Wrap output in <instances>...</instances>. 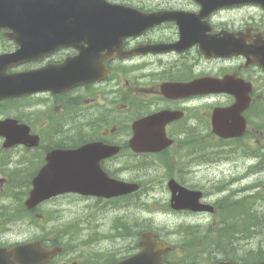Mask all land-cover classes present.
Masks as SVG:
<instances>
[{
    "label": "flooded vegetation",
    "instance_id": "obj_1",
    "mask_svg": "<svg viewBox=\"0 0 264 264\" xmlns=\"http://www.w3.org/2000/svg\"><path fill=\"white\" fill-rule=\"evenodd\" d=\"M84 1L89 4L82 9H106L102 0ZM105 1L164 15L152 21V27L134 30L113 45L104 47L84 37L57 47L47 44L40 58L22 60L18 66L7 64L6 59H18L17 51L22 50V45L10 37L11 28H0V55L5 58L0 59L5 66L0 69V83L4 75L6 84L8 75H14L10 95L0 97V120L11 119V125H31L34 133L38 132L33 126L39 128L43 120L55 124L47 144L50 149H75L88 144L107 147L100 166L111 178H121L119 174L132 167L125 165L128 161L156 157L166 168L164 175L129 179L140 184L143 193L139 199L143 201L150 199L154 183L160 185L167 180L170 202L169 181L175 178V167L184 166V173H197L199 166L205 165L223 174V181L215 180L213 187L215 191L220 189L225 202L242 204L243 209L225 206L227 215H247L245 206L249 203L252 210H258L256 205L264 202V5L254 0ZM132 23L135 22H129ZM82 54L86 59L83 64L94 65L104 59L107 75L74 86H55L60 91H39L28 81L29 71L60 66ZM237 103L240 109L233 108ZM164 113L169 119L162 124ZM215 116L218 121L226 118V125L216 127ZM147 117H153L148 124ZM162 130L170 145L154 152L135 149L141 146L138 138L161 137ZM4 141L0 137V156L8 154ZM113 147L118 151L112 153ZM85 152L81 156L83 167L97 157L94 152ZM133 168L142 172L149 166L143 163ZM181 184L187 186L186 182ZM203 191V201L215 206L214 213H178L211 217L218 213L221 199ZM107 193L76 195L96 203L119 202L120 197ZM128 227L127 238L134 237ZM114 231L119 237L116 226ZM178 247L163 255L164 264H183L177 256ZM124 249H128L127 253L117 254L110 264L142 251L135 241Z\"/></svg>",
    "mask_w": 264,
    "mask_h": 264
},
{
    "label": "water",
    "instance_id": "obj_2",
    "mask_svg": "<svg viewBox=\"0 0 264 264\" xmlns=\"http://www.w3.org/2000/svg\"><path fill=\"white\" fill-rule=\"evenodd\" d=\"M87 4L89 3L84 0H0V27L7 25L13 28L17 39L30 53L32 59L40 57L44 45H66L81 37L98 42H117L122 29L125 28L122 27L123 17L131 13L127 12L122 16L120 13L125 12L119 11L114 14L122 17H109L103 13L98 14V10L82 9L81 6ZM131 18L135 19V16ZM85 60L82 54L66 61L63 65L31 72L28 74L30 75L28 81L36 85V90H47L58 88L55 86L59 85H73L97 78V64L94 65L93 70V65L83 64ZM7 62L13 63L10 60ZM2 86L5 87L0 88V95H10V83L6 85L5 82ZM0 129H8L13 135L16 132V127L8 122H0ZM148 142L150 147L147 150H159L165 145L160 136L151 138ZM70 154L76 161L73 168L70 167L72 164L67 162L69 154L52 153L50 162L34 179V189L26 202L28 207L36 206L50 195L68 190L84 192L90 189V193H98L100 190L108 189L114 194H124L138 188L134 183L109 179L98 164L99 156L83 167L82 162L79 161L82 150H75ZM90 183L95 184L97 188L92 185L85 187ZM170 187L173 192L171 202L173 208L213 209L210 205L200 203L202 191L188 189L175 179L170 181ZM141 245L144 247L141 253L121 264H134L135 261H142V264H151V262L161 264L162 254L171 249L165 242L158 240L153 231L143 234ZM60 251L61 248L46 249L38 241L15 246L12 250L0 247V264H43ZM217 264L239 263L230 260L220 261ZM256 264H264V261Z\"/></svg>",
    "mask_w": 264,
    "mask_h": 264
},
{
    "label": "rangeland",
    "instance_id": "obj_3",
    "mask_svg": "<svg viewBox=\"0 0 264 264\" xmlns=\"http://www.w3.org/2000/svg\"><path fill=\"white\" fill-rule=\"evenodd\" d=\"M153 2L152 0H150ZM155 4V3H153ZM53 140V139H52ZM19 149L12 150L9 153L13 162L9 165L12 169H18L27 172L28 167L21 169L20 167H13L14 162L18 159L16 152ZM16 151V152H15ZM29 157L32 159L35 154L30 153ZM124 158H122L123 160ZM121 162V161H120ZM149 166L147 171L140 172L138 169L133 168L135 164H143ZM131 165L129 170L122 171L119 176L125 180L133 179L142 180L152 179L164 175L166 168L163 162H160L156 157L149 158H135L128 161L125 165ZM150 164V165H149ZM38 164L34 169L38 168ZM197 173H187L182 171L186 170L183 167H175L174 177L181 183L186 182L187 186L193 188H200L207 192H212L211 197L220 199L222 194L214 191L213 182L223 181V174L219 172L220 169L210 167L207 168L203 165ZM11 169V170H12ZM10 171V169H8ZM25 172L21 173L25 176ZM3 168L0 167V177H3ZM5 180L0 185V218L5 220L4 225L0 227H7V232H0V242H7L9 244L23 243L25 241H32L42 238L47 244H52L55 241L63 239L65 230L74 234V240L67 247V252L63 256L57 258L55 264H64L68 262L72 264L89 263L90 254L93 252L101 251H115L117 254H125L124 246L131 245L134 240L137 241V235L140 230L145 227H152L161 233V237L170 244L180 246L179 258L185 259L191 248L186 246V242L190 239L187 232L182 231L183 228L194 226L201 228L196 232L199 240L198 245L195 246L196 250L206 248L205 240L202 236L206 235V230L211 226L213 217L209 215H195V214H180L174 211L167 210V202H169L170 193L166 189V181L164 184L155 183L154 189L150 191V199L143 201L139 197L128 198L119 200L116 203L97 202L91 198H81L72 194L64 195L47 202L42 205L39 212L52 213V217L36 218L31 221L27 219H11L9 215L16 213L18 208L24 203L28 194V186L16 188L17 180L7 175L3 177ZM264 181V172L263 177ZM160 180V179H159ZM160 183H163L160 181ZM258 210H264V202L256 205ZM220 219V218H219ZM125 224L132 229L129 238L115 237V225ZM119 232L126 233L122 228ZM264 233V229H263ZM261 237L264 234L247 240H239L233 250L238 251L237 257L244 258L246 254L252 250H258L260 247ZM91 239L89 245H84L83 241ZM210 251L198 252L197 264H210L209 259ZM215 255V253H212ZM224 258L223 255H216L214 261Z\"/></svg>",
    "mask_w": 264,
    "mask_h": 264
},
{
    "label": "trees",
    "instance_id": "obj_4",
    "mask_svg": "<svg viewBox=\"0 0 264 264\" xmlns=\"http://www.w3.org/2000/svg\"><path fill=\"white\" fill-rule=\"evenodd\" d=\"M264 228V221L258 220H220L215 229L217 231V235L215 236H202L203 240H205V244L207 245H214L215 246V253L219 254L222 253L226 256H232L235 252L233 248L239 242L240 238L247 239L250 238L251 235L250 229L253 228ZM245 228V229H244ZM235 230L236 233H233ZM245 230L249 235L246 234ZM194 234L190 239L186 242V245L190 247H194L197 244L199 237L197 234L192 231ZM264 234V233H263ZM262 242H260L261 246H264V237H261ZM255 253L258 256H264V247H260V249L255 250Z\"/></svg>",
    "mask_w": 264,
    "mask_h": 264
}]
</instances>
